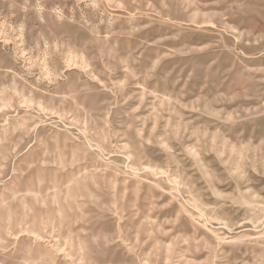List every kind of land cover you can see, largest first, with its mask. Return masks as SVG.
Returning <instances> with one entry per match:
<instances>
[{"label":"rangeland","instance_id":"obj_1","mask_svg":"<svg viewBox=\"0 0 264 264\" xmlns=\"http://www.w3.org/2000/svg\"><path fill=\"white\" fill-rule=\"evenodd\" d=\"M0 264H264V0H0Z\"/></svg>","mask_w":264,"mask_h":264}]
</instances>
